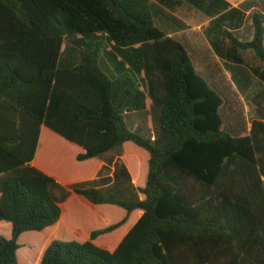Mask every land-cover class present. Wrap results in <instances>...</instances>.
<instances>
[{
	"label": "trees",
	"instance_id": "trees-1",
	"mask_svg": "<svg viewBox=\"0 0 264 264\" xmlns=\"http://www.w3.org/2000/svg\"><path fill=\"white\" fill-rule=\"evenodd\" d=\"M226 35L264 63L257 17L252 41ZM97 36L141 46L145 93L160 108L153 140L127 128L124 107L137 108L141 85L129 73L108 76L105 40L90 42ZM65 43L78 64L60 65ZM222 105L181 43L157 28L150 0H0V221L12 225L10 239L0 236V264H19V237L56 225L73 194L127 215L88 241L53 240L36 264H264V123L234 137ZM43 125L85 150L79 162L111 155L106 177L66 186L34 166ZM126 142L149 153L144 187L121 160ZM135 210L143 214L115 251L93 242Z\"/></svg>",
	"mask_w": 264,
	"mask_h": 264
},
{
	"label": "crops",
	"instance_id": "crops-1",
	"mask_svg": "<svg viewBox=\"0 0 264 264\" xmlns=\"http://www.w3.org/2000/svg\"><path fill=\"white\" fill-rule=\"evenodd\" d=\"M150 2L153 20L157 28L167 37L181 43L191 58L195 70L222 97L223 105L221 111L225 109L229 119V123L225 126L227 131L237 133V136L234 137H245L250 134L254 122L259 121L264 123V63L257 58L253 50L237 48L226 35V33H230L241 42L252 41L255 34V18L257 17L262 25L264 38V0H150ZM99 38L104 39L106 44L100 58L101 68L112 79L123 73H131L141 85V91L145 92V69L144 59L141 55V46L119 48L114 42L108 40L106 36H97L90 42H94ZM67 44L63 45L60 65H76L80 62L78 50L70 43ZM135 104L137 108L134 104H127L124 107V117L126 125L129 121L134 127V131L137 132L140 131L141 125L144 124V122L141 124L138 115L141 113L146 114V112L152 113V109L154 111H159V109L155 107L156 105H154L149 97L146 100V104L148 105L146 112L138 109V101ZM146 123L151 129L153 126L151 118L149 120L146 119ZM44 136L57 139L64 146L72 148L76 151V157L85 152L82 147L68 141L43 125L41 127L37 153L32 162L40 170L55 177L66 186L77 182L106 177V174L99 176V172L103 166L107 165V158L111 155L89 159L95 162L91 173L81 179L67 182L63 179L60 172L58 173L48 167L44 160L42 162L38 161L39 154L47 143V140L44 141ZM154 138L153 136L152 140ZM128 143L130 142H126L123 145L121 160L131 175L132 183L136 187H140L138 185L142 181H145L143 183L145 186L147 179L145 176L142 177L138 171V165L142 164L145 158H141L133 170L127 162L125 154ZM147 155H149L148 152L145 156ZM116 160H114L112 166H109L111 171H109L108 175L110 176L113 175L115 170L114 165ZM145 168L146 173H148L147 165H145ZM67 202L63 204L62 216L59 222L54 225L55 228L62 225L71 228V225L66 221L64 211ZM96 206L106 208L114 205L102 204ZM142 214V210L133 211L128 216L124 225L113 232L98 237L93 242L108 251H115ZM126 215L125 211V216L118 222L124 219ZM105 222L106 226L104 228L113 225L110 218L106 217ZM92 232L87 231L82 235V240L77 241L85 242L90 240ZM25 233L18 239L20 246ZM0 236H4L7 239L12 237L11 223L0 221Z\"/></svg>",
	"mask_w": 264,
	"mask_h": 264
},
{
	"label": "rangeland",
	"instance_id": "rangeland-1",
	"mask_svg": "<svg viewBox=\"0 0 264 264\" xmlns=\"http://www.w3.org/2000/svg\"><path fill=\"white\" fill-rule=\"evenodd\" d=\"M82 48V47H81ZM131 74V73H130ZM134 77V75L131 74ZM135 78V77H134ZM136 79V78H135ZM139 100L142 102V106L140 104L139 110L146 112L148 110V105L146 104V100L148 96L143 92L139 94ZM138 100V101H139ZM130 103V102H129ZM157 109H160L158 105L155 106ZM158 112L157 110L152 109V113L140 114L139 121L141 124L140 131L135 132L134 127L128 121L127 128L137 133L138 135L152 140V137H156L158 133ZM221 117L224 121L223 129L228 132L230 135L237 136V133H232L227 131L226 124L229 123L228 115L226 110H222L220 112ZM149 116V117H148ZM152 120V128L150 129L149 125L146 123V119ZM154 132V134H153ZM47 143L45 150L42 153V160L47 164L48 167L53 169L54 171L60 172L63 176V179L67 182H73L77 179H81L83 177L88 176L93 169L95 162L91 160H86L83 162H79L76 157V151L72 148L64 146L57 139L52 137L48 138L46 136ZM126 159L131 168L133 170L136 168L138 161L142 158V164L138 165L139 174L146 177V168L148 167L149 155L147 151L139 148L134 143H128L125 150ZM135 173V172H134ZM137 180V178H136ZM145 181H142L138 186L143 187ZM143 197V195H141ZM65 217L68 224L71 225V228L62 225L58 228L55 226L49 227L45 229L44 233L41 232H27L24 234L21 240V247L18 256L19 264H25V258L28 254H34V251L37 249V245L40 241H46L44 246L41 248L39 257L33 258V264H36L37 259L40 260L41 256H43L46 248L53 240L60 241H72V240H82V235L87 231H95L102 229L106 226L105 218H110L112 223L118 222L122 217L125 216V210L119 206H109L106 208H99V206L93 205L89 203L84 198H80L79 196L73 194V196L68 200L67 205L64 207ZM20 258V259H19Z\"/></svg>",
	"mask_w": 264,
	"mask_h": 264
}]
</instances>
